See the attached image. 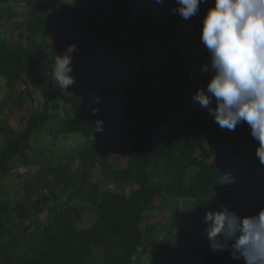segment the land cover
Wrapping results in <instances>:
<instances>
[{"label":"trees","instance_id":"16d2710c","mask_svg":"<svg viewBox=\"0 0 264 264\" xmlns=\"http://www.w3.org/2000/svg\"><path fill=\"white\" fill-rule=\"evenodd\" d=\"M13 1L27 5L19 20ZM212 3L185 20L174 0H0L1 26L19 32L8 42L0 31V80L22 113L7 130L0 99V177L16 174L18 197L0 199V264H244L211 250L204 231L207 211L264 207L248 125L221 129L193 100L209 75L200 24ZM70 44L75 83L64 91L54 60ZM42 133L77 144L47 158L31 146ZM30 149L45 163L26 175L16 169ZM82 204L89 224H78Z\"/></svg>","mask_w":264,"mask_h":264},{"label":"clouds","instance_id":"9594fccd","mask_svg":"<svg viewBox=\"0 0 264 264\" xmlns=\"http://www.w3.org/2000/svg\"><path fill=\"white\" fill-rule=\"evenodd\" d=\"M202 3L207 0H174L172 11L188 20L197 15ZM200 41L208 55L205 71L209 75L204 87L195 92L194 102L221 129L234 131L246 123L256 141L255 155L264 165V0H213L201 20ZM74 50L70 44L55 55L53 77L64 91L75 83L71 75ZM102 123L96 121L98 131ZM203 220L211 250L227 248L244 264H264V207L240 216L221 206L207 211Z\"/></svg>","mask_w":264,"mask_h":264},{"label":"rangeland","instance_id":"374dc122","mask_svg":"<svg viewBox=\"0 0 264 264\" xmlns=\"http://www.w3.org/2000/svg\"><path fill=\"white\" fill-rule=\"evenodd\" d=\"M12 7L14 8L16 12V20L21 19L24 14L27 11V5L23 1H13L11 2ZM5 19L4 17L0 16V31H4V38L9 42L10 38L17 39L19 32H14L12 30V26L10 24L5 25L4 27L1 26L4 23ZM7 88L4 86L3 80H0V99H5L7 102L8 109L4 111V125L6 129L15 128L18 122L19 116L22 114L20 111V107L15 104L16 101L13 100V98H16V96H9L7 93ZM24 98H27L26 93L24 94ZM30 103L26 105L27 108H29ZM102 133H111V129L109 126H102ZM77 144V140L73 139L71 135L60 137L57 140H49L46 133L39 134L36 139L31 141V146L35 149L39 148V151L43 150L44 156L47 158H53V159H59V156L63 150L70 151L75 145ZM3 147V138H0V149ZM26 154L31 159V162L27 166H22L17 168L16 170L18 172H24L26 175H31L33 173H36L39 171L41 164L45 163L43 158L39 156V154L34 151L33 149L27 150ZM124 158L122 159V161ZM78 162L75 163L73 166L78 167ZM15 171V172H17ZM16 174L8 175L5 178L0 177V199L5 200L10 205H14L17 198L16 192H15V182ZM81 207L85 211L83 217L79 221L78 224L84 225L89 224L93 221L94 215L89 210V205L82 204ZM47 219V211L41 213L40 215H36L32 218V224L33 228H39L42 226ZM141 264H147L148 259L144 258L140 261ZM139 264V263H138Z\"/></svg>","mask_w":264,"mask_h":264}]
</instances>
